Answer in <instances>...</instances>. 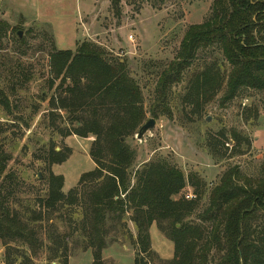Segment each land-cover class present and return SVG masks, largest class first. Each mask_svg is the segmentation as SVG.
Here are the masks:
<instances>
[{
    "label": "rangeland",
    "instance_id": "1",
    "mask_svg": "<svg viewBox=\"0 0 264 264\" xmlns=\"http://www.w3.org/2000/svg\"><path fill=\"white\" fill-rule=\"evenodd\" d=\"M213 2L121 0L117 18L112 0H0V154L8 158L6 172L0 178V193L11 210L36 232L38 242L31 247L12 243L34 264H60L52 252L56 232L69 245V264H93L94 260L82 228L85 206L66 204L54 212L41 203L48 198L51 175L64 178L63 192L67 195L78 187L84 174L97 167L90 156L95 138L69 135L78 127L74 116L51 106V100L62 92L60 80L51 87V55L55 51L75 52L79 44L90 42L104 49L107 59L126 61L130 77L142 90L146 113L136 135L123 139L135 153L129 170L131 184L144 165L160 160L178 167L186 178L197 175L205 185L204 195L188 223L209 228L200 222L199 215L209 206L211 191L228 169L237 167L248 178L261 177L263 95L247 90L222 108V93L205 104L189 89L195 76L209 67L222 79L229 75L231 67L216 47L201 52L183 82L172 88L173 119L155 120L156 127L142 140L137 139L141 127L153 119L150 108L161 73L175 59L187 29L210 18ZM233 132L247 142L236 147ZM53 149L61 153L64 162L50 163ZM84 187L87 185L80 187L81 194ZM194 193L188 185L174 199L195 200ZM188 194L195 198L188 200ZM85 200L88 202V198ZM119 209L107 221L103 264H135L139 254L132 212L121 215ZM150 238V255L141 254L145 263L174 264L172 240L156 225ZM6 254L0 239V264L6 262ZM208 264H219L215 251L209 254Z\"/></svg>",
    "mask_w": 264,
    "mask_h": 264
},
{
    "label": "trees",
    "instance_id": "2",
    "mask_svg": "<svg viewBox=\"0 0 264 264\" xmlns=\"http://www.w3.org/2000/svg\"><path fill=\"white\" fill-rule=\"evenodd\" d=\"M120 5L121 0H112L117 18ZM214 47L221 51L231 71L225 79L211 67L198 73L189 88L197 99L207 104L222 93L219 104L225 108L247 90L264 98V0H214L210 18L187 29L175 59L160 75L150 108L154 120L173 119L172 88L183 82L201 52ZM51 65V87L60 80L62 90L51 100V106L74 116L78 127L69 135L95 138L90 156L97 167L84 174L78 187L67 195L63 192L64 178L51 175L48 198L41 203L54 212L66 204L85 206L82 228L88 248L93 250V264H103L107 221L118 208L121 215L128 211L133 215L139 248L135 264H146L141 254L151 253L154 225L174 243V264H208L212 251L219 256V264H264V164L258 179L242 175L237 167L228 169L211 191L209 206L199 215L200 222L209 228L192 225L187 220L196 212L205 189L197 175L186 178L178 167L160 160L144 165L131 184L129 170L135 153L123 139L136 135L146 113L142 90L130 77L126 61L107 59L100 46L83 42L75 52L55 51ZM232 137L236 147L247 142L235 132ZM7 162L8 158L0 154V178ZM62 162L61 153L51 150L50 163ZM85 185L81 194L80 187ZM188 185L194 188L196 199L175 200ZM6 202L0 193V239L7 253L4 264H34L12 243L31 247L38 242L36 232ZM52 244L54 260L69 264V245L64 237L56 232Z\"/></svg>",
    "mask_w": 264,
    "mask_h": 264
},
{
    "label": "water",
    "instance_id": "3",
    "mask_svg": "<svg viewBox=\"0 0 264 264\" xmlns=\"http://www.w3.org/2000/svg\"><path fill=\"white\" fill-rule=\"evenodd\" d=\"M20 37H22V35H20ZM210 120V118H208V121ZM156 127V121L154 119H149L145 125H143L141 127V129L139 130L138 134H137V139L138 140H142L147 133H149L152 129H154Z\"/></svg>",
    "mask_w": 264,
    "mask_h": 264
},
{
    "label": "built area",
    "instance_id": "4",
    "mask_svg": "<svg viewBox=\"0 0 264 264\" xmlns=\"http://www.w3.org/2000/svg\"><path fill=\"white\" fill-rule=\"evenodd\" d=\"M186 198H187L188 200H191V199H194L195 196H194L193 194H188V195L186 196Z\"/></svg>",
    "mask_w": 264,
    "mask_h": 264
}]
</instances>
